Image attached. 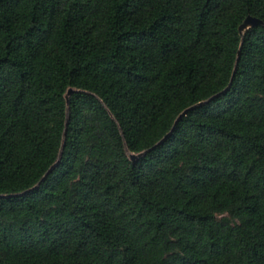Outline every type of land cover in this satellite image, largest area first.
Wrapping results in <instances>:
<instances>
[{
	"label": "trees",
	"instance_id": "1",
	"mask_svg": "<svg viewBox=\"0 0 264 264\" xmlns=\"http://www.w3.org/2000/svg\"><path fill=\"white\" fill-rule=\"evenodd\" d=\"M250 15L264 0H0V264H264Z\"/></svg>",
	"mask_w": 264,
	"mask_h": 264
},
{
	"label": "water",
	"instance_id": "2",
	"mask_svg": "<svg viewBox=\"0 0 264 264\" xmlns=\"http://www.w3.org/2000/svg\"><path fill=\"white\" fill-rule=\"evenodd\" d=\"M259 25H264V20L263 19H261V18H258V17H254V16H248L246 19H245V21L241 24V26H240V31L242 32V33H244L245 31H247L248 29H250V28H252V27H255V26H259ZM241 54V53H240ZM239 54V55H240ZM75 91V89L74 88H71L70 90H69V92H68V95H67V97H69V95L72 93V92H74ZM190 110V108L189 109H187V110H185L184 112H183V114L181 115V117L182 116H184V115H186L187 113H188V111ZM146 152H142L141 154H135V153H132L131 154V158L132 159H137L139 156H142V155H144ZM46 178V177H45ZM0 196H4V195H0Z\"/></svg>",
	"mask_w": 264,
	"mask_h": 264
}]
</instances>
